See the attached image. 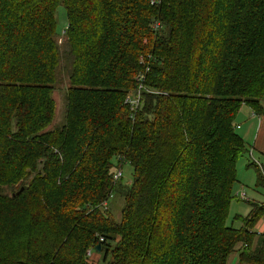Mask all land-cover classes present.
Listing matches in <instances>:
<instances>
[{
  "label": "trees",
  "instance_id": "trees-1",
  "mask_svg": "<svg viewBox=\"0 0 264 264\" xmlns=\"http://www.w3.org/2000/svg\"><path fill=\"white\" fill-rule=\"evenodd\" d=\"M263 103L264 0H0V264H91L98 244L101 264H227L236 246L264 264V200L226 223L247 152L234 119Z\"/></svg>",
  "mask_w": 264,
  "mask_h": 264
},
{
  "label": "rangeland",
  "instance_id": "rangeland-1",
  "mask_svg": "<svg viewBox=\"0 0 264 264\" xmlns=\"http://www.w3.org/2000/svg\"><path fill=\"white\" fill-rule=\"evenodd\" d=\"M55 20L57 22V35L59 37L58 42L61 44L65 37H63V32L67 28L66 22V13L64 7L58 6L56 11ZM61 71L59 70L58 82L53 89V99L55 102V115L50 123L48 130L52 129V127L61 126L64 118V110H65V92L68 86V81L66 77V73L62 70L66 68L65 65H61ZM264 104V103H263ZM252 115V114H251ZM250 109L248 106L243 105L241 109L237 113L234 121L235 133L238 134L242 140L245 142V152L237 162L236 168V183L233 186L232 194L234 196L233 201L230 203L228 216H227V226L233 228H240L242 227L243 223L237 219V217H241L240 219H245V217L249 214L251 210L250 204L252 203H259L264 200V193L263 190L257 187L258 178L256 177V171L253 167H249V165L253 164L256 167L264 166L263 156L264 154H260L259 151L253 149L254 141L256 134L254 133V127L256 126V122L249 123L251 121ZM253 118V117H252ZM238 128V129H236ZM256 147L261 152H264V135L259 134L258 138L256 139ZM254 151L253 159L255 162H252L250 158V152ZM256 151V152H255ZM113 172L121 171V178L118 180V183L122 184L123 186L130 185L132 182V168L130 165L125 162L121 163L118 162L116 159L113 160ZM242 192L246 194V199L240 200L238 194ZM109 208L110 213H112L114 219L117 221L120 219L121 215V208L123 206V200L118 196H112L111 200L109 201ZM261 222L257 224L254 228V232L259 231V227ZM237 246L235 247L234 252L228 258L227 264H237L236 260L238 257V253L236 251ZM101 256H103V252L101 254L93 252L92 255L89 257V262L91 264H101Z\"/></svg>",
  "mask_w": 264,
  "mask_h": 264
},
{
  "label": "crops",
  "instance_id": "crops-1",
  "mask_svg": "<svg viewBox=\"0 0 264 264\" xmlns=\"http://www.w3.org/2000/svg\"><path fill=\"white\" fill-rule=\"evenodd\" d=\"M65 32V31H64ZM62 33L63 34V37H64V34L65 33ZM57 33V32H56ZM58 37V35H57ZM59 39V37H58ZM53 93V92H52ZM52 96V95H51ZM53 97V96H52ZM54 100V99H53ZM55 104V102H54ZM249 108V107H248ZM250 109V108H249ZM54 110H55V105H54ZM252 114V115H251ZM55 115V114H54ZM250 115H251V121L249 123H251V125L253 124V122H256V126L254 127V133L256 134V137H255V141H254V145H253V149L256 150L257 152L259 151L260 154H264V152H261L260 150H258V148L256 147V139L258 138L259 134H262L264 135V119L262 117H259V116H255L253 114V112L250 110ZM253 117V118H252ZM54 128V126L52 127ZM238 129V128H236ZM255 151V152H256ZM253 153L254 151H252V157H253ZM261 156H264V155H261ZM261 222V225L259 227V231L256 232L258 234H260V232H263L264 231V217L260 219L259 223ZM258 223V224H259ZM238 260V259H237ZM236 260V262H237ZM233 264V263H232ZM238 264V262H237Z\"/></svg>",
  "mask_w": 264,
  "mask_h": 264
},
{
  "label": "built area",
  "instance_id": "built-area-1",
  "mask_svg": "<svg viewBox=\"0 0 264 264\" xmlns=\"http://www.w3.org/2000/svg\"><path fill=\"white\" fill-rule=\"evenodd\" d=\"M138 99H139V96H138V98L136 99V100H134V99H130L129 100V103H130V106H131V108H136V106H137V102H138ZM250 158H251V160L253 161V162H255L254 161V159H253V157H252V151L250 152ZM121 178V171H116V172H113V174H112V180L114 181V182H116V181H118L119 179ZM238 197H239V199L240 200H244L245 201V199H246V194L245 193H242V192H240L239 194H238ZM105 206V203L103 204V207ZM258 234V233H257ZM100 240H102V239H100ZM92 253H93V250H87L86 251V257L87 258H89L91 255H92Z\"/></svg>",
  "mask_w": 264,
  "mask_h": 264
},
{
  "label": "water",
  "instance_id": "water-1",
  "mask_svg": "<svg viewBox=\"0 0 264 264\" xmlns=\"http://www.w3.org/2000/svg\"><path fill=\"white\" fill-rule=\"evenodd\" d=\"M100 250V244H98L96 247H95V252L98 253Z\"/></svg>",
  "mask_w": 264,
  "mask_h": 264
}]
</instances>
